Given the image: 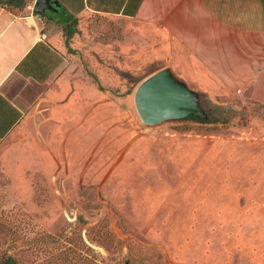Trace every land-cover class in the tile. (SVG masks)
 Listing matches in <instances>:
<instances>
[{
    "label": "rangeland",
    "instance_id": "rangeland-1",
    "mask_svg": "<svg viewBox=\"0 0 264 264\" xmlns=\"http://www.w3.org/2000/svg\"><path fill=\"white\" fill-rule=\"evenodd\" d=\"M75 21L66 39L44 19L62 67L0 145V258L264 264V102L242 88L196 90L208 118L146 126L134 95L166 66L158 28ZM247 41L264 69V35Z\"/></svg>",
    "mask_w": 264,
    "mask_h": 264
},
{
    "label": "crops",
    "instance_id": "crops-1",
    "mask_svg": "<svg viewBox=\"0 0 264 264\" xmlns=\"http://www.w3.org/2000/svg\"><path fill=\"white\" fill-rule=\"evenodd\" d=\"M55 11L14 13L0 4V145L28 110L51 96L64 58L44 19L86 14L157 27L162 62L193 90L242 88L264 102V69L248 38L264 35V0H50ZM34 4V3H33ZM64 26V25H63ZM41 33L46 39H40ZM257 63V64H256Z\"/></svg>",
    "mask_w": 264,
    "mask_h": 264
},
{
    "label": "water",
    "instance_id": "water-1",
    "mask_svg": "<svg viewBox=\"0 0 264 264\" xmlns=\"http://www.w3.org/2000/svg\"><path fill=\"white\" fill-rule=\"evenodd\" d=\"M46 11H55L50 0L34 1L35 15H42ZM200 93L191 89L171 68L166 67L140 83L134 95V104L146 126H156L172 120L200 121L207 117L199 100Z\"/></svg>",
    "mask_w": 264,
    "mask_h": 264
},
{
    "label": "trees",
    "instance_id": "trees-1",
    "mask_svg": "<svg viewBox=\"0 0 264 264\" xmlns=\"http://www.w3.org/2000/svg\"><path fill=\"white\" fill-rule=\"evenodd\" d=\"M26 0H0V4L2 5H6V6H12L15 8H20L21 6H23L25 4ZM62 23L64 25V29L66 32V39L71 38V36L74 34L75 30L74 27L76 25V22H73L71 25L68 24V20L62 19ZM214 109L216 106H213ZM209 121V120H207ZM0 264H16V261L13 257L11 256H3L0 258Z\"/></svg>",
    "mask_w": 264,
    "mask_h": 264
},
{
    "label": "built area",
    "instance_id": "built-area-1",
    "mask_svg": "<svg viewBox=\"0 0 264 264\" xmlns=\"http://www.w3.org/2000/svg\"><path fill=\"white\" fill-rule=\"evenodd\" d=\"M40 39H46V35L44 34V33H41V35H40Z\"/></svg>",
    "mask_w": 264,
    "mask_h": 264
}]
</instances>
